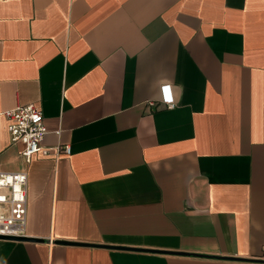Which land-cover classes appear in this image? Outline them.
Wrapping results in <instances>:
<instances>
[{
	"label": "crops",
	"instance_id": "obj_1",
	"mask_svg": "<svg viewBox=\"0 0 264 264\" xmlns=\"http://www.w3.org/2000/svg\"><path fill=\"white\" fill-rule=\"evenodd\" d=\"M26 103L49 149L29 163L4 115ZM19 170L0 264H264V0H0Z\"/></svg>",
	"mask_w": 264,
	"mask_h": 264
},
{
	"label": "built area",
	"instance_id": "obj_2",
	"mask_svg": "<svg viewBox=\"0 0 264 264\" xmlns=\"http://www.w3.org/2000/svg\"><path fill=\"white\" fill-rule=\"evenodd\" d=\"M161 101L173 107V97L168 84L161 86ZM153 104V103H150ZM11 142H20L21 157L29 163L33 155H48L49 149L42 145L46 133L42 110L34 103L17 104L4 111ZM58 151L70 152L69 145L57 147ZM26 182L25 170L0 171V238L24 237L26 226Z\"/></svg>",
	"mask_w": 264,
	"mask_h": 264
},
{
	"label": "water",
	"instance_id": "obj_3",
	"mask_svg": "<svg viewBox=\"0 0 264 264\" xmlns=\"http://www.w3.org/2000/svg\"><path fill=\"white\" fill-rule=\"evenodd\" d=\"M22 238H24V237H19V238H16V239H22Z\"/></svg>",
	"mask_w": 264,
	"mask_h": 264
}]
</instances>
